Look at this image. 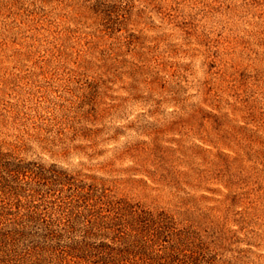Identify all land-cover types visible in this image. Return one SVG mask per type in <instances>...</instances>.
Segmentation results:
<instances>
[{"label": "rangeland", "instance_id": "obj_1", "mask_svg": "<svg viewBox=\"0 0 264 264\" xmlns=\"http://www.w3.org/2000/svg\"><path fill=\"white\" fill-rule=\"evenodd\" d=\"M0 264H264V0H0Z\"/></svg>", "mask_w": 264, "mask_h": 264}]
</instances>
